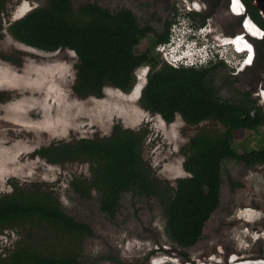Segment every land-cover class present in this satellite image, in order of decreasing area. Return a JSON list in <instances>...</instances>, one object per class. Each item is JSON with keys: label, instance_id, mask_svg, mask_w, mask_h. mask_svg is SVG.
I'll return each mask as SVG.
<instances>
[{"label": "rangeland", "instance_id": "1", "mask_svg": "<svg viewBox=\"0 0 264 264\" xmlns=\"http://www.w3.org/2000/svg\"><path fill=\"white\" fill-rule=\"evenodd\" d=\"M47 1L8 0L3 13L0 194L12 191L16 183L26 187L36 185L57 195L69 214L88 222L94 229L95 234L85 241L84 256L88 264H117L114 257L127 264H163L167 260L176 264H224L234 255L246 260L243 264H250L253 259L264 257V163L248 166L226 160L220 206L207 222L202 238L194 246L182 249L170 240L165 212L156 198L139 201L129 198L118 214L110 218L100 211L98 195L83 198L70 185L74 176L90 175L88 163H52L34 154L39 147L51 143L108 135L119 124L146 133L141 151L145 165L162 185L168 182L175 186L177 178L189 175L184 169L182 148L201 132L225 131L228 126L215 119L189 124L179 114L173 122H167L143 107L139 85L130 92L108 85L101 97L79 95L74 90L79 60L73 50H40L21 43L9 31L12 21ZM72 1L75 8L97 1L110 11L132 9L141 22L154 20V28L161 31L162 22L173 18L172 2L178 0H166L161 5L157 0ZM198 1L204 3L202 13L208 14L213 9L211 19H207L213 40L218 42L238 33L242 19L228 13V0ZM149 44L150 38H144L136 47L137 52ZM154 52L158 53L156 49ZM257 60L258 57L253 66L238 75L227 68V78L232 80L236 76V81L221 89L224 99L238 90H248L264 108L263 95L256 96L264 89V70L256 64ZM136 73L143 74L140 69ZM231 131L238 152L264 145V126ZM30 226L31 223L23 222L0 232V254L4 255Z\"/></svg>", "mask_w": 264, "mask_h": 264}, {"label": "trees", "instance_id": "2", "mask_svg": "<svg viewBox=\"0 0 264 264\" xmlns=\"http://www.w3.org/2000/svg\"><path fill=\"white\" fill-rule=\"evenodd\" d=\"M7 1L0 0V30ZM244 2L250 16L264 28L259 9L252 0ZM212 10L192 16L205 22ZM171 21L165 19L163 32L152 35L155 21L141 22L132 9L110 11L97 1L75 8L72 0H48L12 21L9 31L21 43L40 50H73L79 60L74 90L81 96L101 97L108 85L130 92L137 83V68L147 64L151 70L140 96L146 110L167 122L179 114L189 124L209 119L228 124L225 131L195 135L182 148L189 175L177 178L175 186L162 185L145 165L141 151L146 133L119 124L102 137L60 141L34 152L52 163H88L90 175L74 176L70 185L83 198L98 195L100 211L110 218L129 198H156L165 212L170 240L186 249L202 238L207 222L220 206L226 160L248 166L264 163V145L238 152L231 131L264 126V108L248 90H238L226 99L221 96V89L236 81V76L227 78L223 61L177 68L155 54V47L168 38ZM148 37V47L137 52L138 44ZM256 47V64L264 70V40ZM35 186L14 183L12 191L0 194V232L31 223L28 231L0 254V264H88L84 248L86 239L95 234L93 227L69 214L57 195ZM113 261L127 264L117 257Z\"/></svg>", "mask_w": 264, "mask_h": 264}, {"label": "clouds", "instance_id": "3", "mask_svg": "<svg viewBox=\"0 0 264 264\" xmlns=\"http://www.w3.org/2000/svg\"><path fill=\"white\" fill-rule=\"evenodd\" d=\"M228 3V13L242 19V27L239 24L238 33L232 37H226L224 40L220 39L217 42L213 40L212 26L209 30L207 29V19H211V15L206 17L205 22H199V19L195 20L192 16L194 13H202L205 11L204 3L198 0H178L176 3L177 13L170 19L172 23L169 28L168 38L155 47L158 51L157 54L162 56V59L168 64L177 68H200L223 61L227 65V68L229 67L231 69V72L238 75L244 72L247 67L253 66L256 57H258L256 40L264 39V35L261 34L264 28L250 16L244 0H228ZM251 30L257 32L258 35L256 36L259 37L252 35L250 33ZM214 36L217 37V35ZM241 39L245 42H242ZM247 44L252 45L254 48L250 64L247 63L250 53H246L240 49ZM238 45H240V48H237ZM137 69L143 72L141 75H137L135 72L137 77L136 85H139L142 91L148 81L151 67L144 64ZM250 92L253 95V92ZM260 95L264 97V89H260L256 93V96ZM253 97L255 96L253 95ZM256 99L258 101V98ZM235 257L237 256L234 255L230 259Z\"/></svg>", "mask_w": 264, "mask_h": 264}, {"label": "flooded vegetation", "instance_id": "4", "mask_svg": "<svg viewBox=\"0 0 264 264\" xmlns=\"http://www.w3.org/2000/svg\"><path fill=\"white\" fill-rule=\"evenodd\" d=\"M166 2V0H157V3L158 5H161V4H164ZM177 3V2H176ZM174 1L172 2L171 6L173 8V11L171 12V14H173V17L175 15V13H177L176 11V8H174V5L176 4ZM229 5V3H228ZM175 9V10H174ZM156 32H152L151 34L152 35H155L156 33H162L163 32V29L161 31H158V30H155ZM249 32V31H248ZM257 37V36H255ZM259 37V36H258ZM264 39H259V40H256V43L259 42L261 43ZM254 50V48H253ZM247 53V52H246ZM251 63V62H250ZM249 63V64H250ZM178 115V114H177ZM177 117V116H176ZM246 261V260H240L239 257H235L233 259H230V256L228 257V260L227 262H225L224 264H243V262ZM255 261H259L260 264H264V257H261V258H258V259H253L252 263L250 264H257Z\"/></svg>", "mask_w": 264, "mask_h": 264}, {"label": "bare ground", "instance_id": "5", "mask_svg": "<svg viewBox=\"0 0 264 264\" xmlns=\"http://www.w3.org/2000/svg\"><path fill=\"white\" fill-rule=\"evenodd\" d=\"M250 33L254 36L258 35L257 32H255L254 30H251ZM258 37V36H257ZM242 42H245L243 39H241ZM237 48H240V45L237 46ZM242 50H244V52H247V53H250V56L247 60V63H250L251 62V59H252V53H253V46L252 45H245L244 47L240 48ZM137 88V87H136ZM139 92V91H138ZM139 94V93H138Z\"/></svg>", "mask_w": 264, "mask_h": 264}, {"label": "water", "instance_id": "6", "mask_svg": "<svg viewBox=\"0 0 264 264\" xmlns=\"http://www.w3.org/2000/svg\"><path fill=\"white\" fill-rule=\"evenodd\" d=\"M255 7H257L264 18V0H252ZM264 35V31L261 32Z\"/></svg>", "mask_w": 264, "mask_h": 264}]
</instances>
